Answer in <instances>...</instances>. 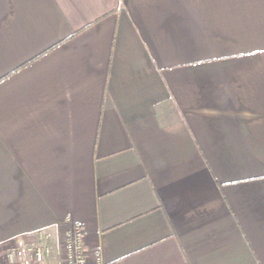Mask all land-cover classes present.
Returning <instances> with one entry per match:
<instances>
[{
    "label": "crops",
    "instance_id": "0c3cea01",
    "mask_svg": "<svg viewBox=\"0 0 264 264\" xmlns=\"http://www.w3.org/2000/svg\"><path fill=\"white\" fill-rule=\"evenodd\" d=\"M70 221L104 264H264V0H0V264Z\"/></svg>",
    "mask_w": 264,
    "mask_h": 264
},
{
    "label": "built area",
    "instance_id": "2783aa9c",
    "mask_svg": "<svg viewBox=\"0 0 264 264\" xmlns=\"http://www.w3.org/2000/svg\"><path fill=\"white\" fill-rule=\"evenodd\" d=\"M62 264H104L98 249L89 251L85 245V230L80 221H70L62 236ZM36 261H42L50 254L49 246L37 242L27 246Z\"/></svg>",
    "mask_w": 264,
    "mask_h": 264
}]
</instances>
